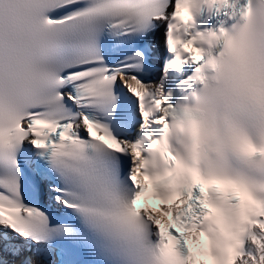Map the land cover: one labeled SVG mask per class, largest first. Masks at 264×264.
Instances as JSON below:
<instances>
[{
	"label": "snow or ice",
	"instance_id": "obj_1",
	"mask_svg": "<svg viewBox=\"0 0 264 264\" xmlns=\"http://www.w3.org/2000/svg\"><path fill=\"white\" fill-rule=\"evenodd\" d=\"M0 264H264V0H0Z\"/></svg>",
	"mask_w": 264,
	"mask_h": 264
}]
</instances>
